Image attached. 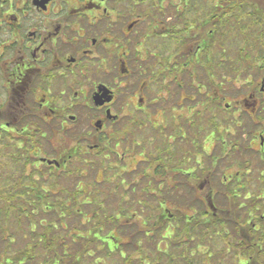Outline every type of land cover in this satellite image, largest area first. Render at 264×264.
I'll list each match as a JSON object with an SVG mask.
<instances>
[{
    "label": "flooded vegetation",
    "instance_id": "af4514ba",
    "mask_svg": "<svg viewBox=\"0 0 264 264\" xmlns=\"http://www.w3.org/2000/svg\"><path fill=\"white\" fill-rule=\"evenodd\" d=\"M248 3L0 0L3 207L72 211L86 257L112 264L201 231L216 194H245L247 249L264 242V25Z\"/></svg>",
    "mask_w": 264,
    "mask_h": 264
},
{
    "label": "trees",
    "instance_id": "16d2710c",
    "mask_svg": "<svg viewBox=\"0 0 264 264\" xmlns=\"http://www.w3.org/2000/svg\"><path fill=\"white\" fill-rule=\"evenodd\" d=\"M263 3L264 0H250V3H248V7L251 8L252 10V17L254 18L256 16V18L253 19L254 25H258V24L264 25ZM242 68L243 65H241V69ZM226 194L229 195L230 197L233 196V194L230 192ZM243 196H245V194H243ZM0 199H5V194L3 192H0ZM208 204L210 207L203 205L204 207L201 209L203 210V214H202L203 217L202 220H204L203 228L206 229L205 235L213 234L214 236L216 235V237H218L221 236L220 234H223L222 235L223 237H228L230 233L227 232L229 231L233 233L234 230L235 231L234 236L231 237L232 239L228 237L229 241L228 239H226L227 240L226 242L231 241L229 247L231 249L236 250L235 252L237 258L236 263L238 264L240 257L243 256L244 258H249V259H247L248 260L247 262L245 263L241 262L239 264H264V261L262 260V255L264 254V249H262L264 248L263 246L264 242L262 239L258 241L257 239L251 238V241L248 242L250 248L247 249V239H246L247 238V218H246L247 207L237 204L236 198H232L230 199V202L227 201V207H223V208L221 207V210L217 211V216H216L210 213L211 212L210 209L214 208L211 199L208 200ZM233 208L235 210H233ZM229 209L231 211L230 216L225 214L228 213L227 211H229ZM40 211L42 212V214L46 216H49V214L52 212L55 213L56 216H54L53 220L51 219V222L49 221L50 220L49 217L46 218L44 217V219H42L43 226H41L40 224L39 226H36L35 229L33 228L31 229V223L29 222L30 221L29 219H31V215L27 214L26 211H22L19 209L17 210L9 209V208H3V211L0 210V253L1 252H3V254L6 253L5 251L10 250L12 246V244L10 243V246L3 247L5 243L4 240L7 237V233L14 232L12 231L13 222L18 223V227H20L22 231L23 229L28 230L27 231L28 235L34 234L37 236L35 240L33 235L32 238L34 239L35 244L30 245L31 243H27L24 249H22L24 250V252L17 251L8 255L4 254L6 259L8 260V263L6 264H67L69 258H71L72 261L71 264H84V262L86 261L85 259L87 258L85 255L86 254L85 249L87 248L84 247V241L82 239L75 237V235L73 236V233H71L72 223L68 218L70 217V215L73 216L72 211L70 210L48 211L46 209H42ZM243 212L244 214H242ZM75 216L78 219V221L76 223L73 221V224L75 227H80V223H81L79 219L80 217H78L77 215ZM241 216L243 217L241 218ZM24 217L26 218V221H23ZM6 223H9V225L8 226L4 225ZM218 226L221 227V229L215 230L216 227ZM39 228H41L42 230L41 233L37 232ZM76 229L79 230L78 228ZM224 229H226V231ZM67 238L71 242H68ZM159 244H160L159 241L155 242L154 249L158 253H161L157 250ZM161 244H163V242ZM164 245L166 244L164 243ZM36 249L43 251L44 252L43 255L34 256L30 250H36ZM70 251L76 252V254L73 256H69L68 253ZM165 252L167 253L166 250ZM183 252L184 251L181 252V255L184 254ZM142 254H143L142 249L140 248L138 259L137 257L124 258V264H135L134 262H138L137 260L140 261V264H145V261H147L148 264H151L152 262L148 261V259H146L147 257L143 258L145 255L143 256ZM244 255H246V257ZM184 256H186V254H184L182 257L184 258ZM209 258L211 257L209 256ZM157 260L159 261L160 258L158 257ZM209 261L210 259H208L207 261L208 263L206 262L205 264H210ZM101 264H105V263L101 262ZM153 264H159V263L155 261V263Z\"/></svg>",
    "mask_w": 264,
    "mask_h": 264
},
{
    "label": "rangeland",
    "instance_id": "374dc122",
    "mask_svg": "<svg viewBox=\"0 0 264 264\" xmlns=\"http://www.w3.org/2000/svg\"><path fill=\"white\" fill-rule=\"evenodd\" d=\"M263 5H264V3H263ZM238 39H241V38L237 36V39H236L237 41H236V49L235 50L237 53V57H238V49H240L241 46H243L242 43L240 45H238V43H237ZM235 68H236V70H235L236 75H240V74L242 75L243 74V72H242L243 70L241 69L240 61H236ZM241 82H242V80H241ZM235 84H236V86H235ZM235 84H232V86L234 85L235 92L237 94H239L238 95L239 97H241V95L245 94V88H243V85H237V84H239V82H236ZM221 112H222V114L226 115L225 111L222 110V111H220V113ZM220 113H219V115H220ZM241 117L242 116H240L238 121H241L242 122L241 124H243L245 126V124L247 123V120L244 118H241ZM222 118H223V116L221 115L220 121L222 120ZM244 126L240 127L239 129H236V130L238 132H240L241 128H243ZM238 135H241V134L239 133ZM239 138H240V136H239ZM239 140L241 141V139H239ZM243 142L244 141L242 139L241 144H243ZM2 162L3 161H1V163ZM233 164H236L235 160L227 161L225 164L220 163V166H219L220 171L223 168H225L227 165H233ZM189 197H190V195H189ZM189 197H188V203L191 201L190 200L191 198H189ZM223 197L224 196L221 195V193H218L215 195L214 200H213L214 204L216 206H218L220 209H221V207L222 208L227 207V202L225 201V198H223ZM230 198L231 199L236 198L237 204H240L241 206L247 207V202H245V201H247V199L245 201H244L243 197H241V199H238L237 195H235V196L233 195ZM3 206H4L3 199H0V210L1 211H3V208H4ZM203 207L204 206H202L201 209ZM231 208H232V206H231ZM201 209H200V213L197 214L199 217L198 216L197 217L200 219H203V217L201 215V212L203 213V210H201ZM233 210H235V209L233 208ZM93 211H95V210L93 209ZM26 212L30 215L34 212V214L32 216L35 219L39 218L42 220V219H44V217L45 218L49 217L50 222H51V219L53 220L54 216H56L55 213H53V212L50 213L49 216L42 214L41 211L27 210ZM242 214H244V212ZM243 216H241V218ZM4 225L8 226L9 223H6ZM88 225L89 224H87L85 228H81L82 232L86 231L89 228ZM181 225L184 226L183 223H181ZM13 229H14V227L12 228V231H13ZM217 229H221V227L218 226V227H216L215 230H217ZM205 230L206 229L203 228L201 231H197L196 233L193 232L194 234L192 233L191 237L187 236L186 238L180 237V234L178 233L177 236H175L173 239V242H176V244H174V243L172 244L171 242L168 243V244H170L169 249H166V245L160 244L161 245L160 249L163 250L164 253L162 251H161V253H158L157 251H155V249H153L154 244L149 246V245H147V242H141L140 243L141 248L143 249L142 255L143 256L145 255L143 258L147 257L146 259H148V261H151L152 262L151 264L155 263V261L159 264H188V263L205 264L208 261V259H210V261H209L210 264H237L236 263L237 258H236V254H235L236 250L231 249L229 247L231 241L226 242L227 241L226 239H228V237L230 239H232L231 237L234 236L235 231L233 230V233L228 231L227 233H230V235L228 237H223L222 236L223 234H220L221 236L216 237V235L214 236L213 234L205 235ZM224 230L226 231V229H224ZM37 232L41 233L42 232L41 228H39L37 230ZM188 233H190V231H188ZM34 238L36 240L37 236L34 235ZM15 239L16 238L11 233L8 232L7 237L4 240L5 243H4L3 247L10 246V243L12 244V246L9 250L10 254L14 253L18 249L23 248V246L25 245L24 244L25 241L22 239V236L17 239L18 240L17 242ZM183 239H184V241H182ZM67 240H68V238H67ZM228 241H229V239H228ZM68 242H71V241L68 240ZM100 246H101V244H99V243H96L94 247H93V245L90 246L91 247V249H90L91 253H95L96 251L99 252ZM122 249H123V251H125V253L127 255H131V254L135 253V249L132 248V245H129L128 247H122ZM262 249H264V248H262ZM165 250L167 251V253L165 252ZM80 251H82V250H80ZM182 251H184L183 253L186 254V256H184V258L182 257L184 254L181 255ZM68 254H69V256H73L76 254V252L70 251ZM138 256H139V253H136L135 257H137V259H138ZM209 256L211 258H209ZM244 256L246 257V255H244ZM104 257H105L104 253H101V254L95 253L93 258L87 257L85 259L86 261L84 262V264H95L96 261H97L96 264H99L102 261L105 262ZM158 257L160 258L159 261L157 260ZM99 258H101L102 260L99 261ZM42 259H43V257H42ZM42 259H40V260H42ZM246 259L247 258H244L243 256L240 257V260L242 263L247 262ZM262 260L264 261V254L262 255ZM110 261H112L111 262L112 264H124V259L118 255L115 257H110ZM137 261L138 262H134V263L140 264V261L139 260H137ZM71 262H72L71 258H69L67 264H71ZM6 263H8V260L4 256L3 252H1L0 253V264H6ZM145 264H148V262L145 261Z\"/></svg>",
    "mask_w": 264,
    "mask_h": 264
}]
</instances>
